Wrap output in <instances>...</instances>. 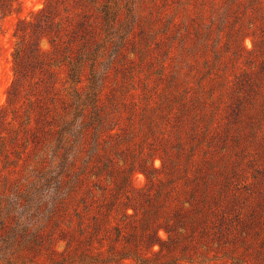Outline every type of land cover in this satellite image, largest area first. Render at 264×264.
<instances>
[{
	"label": "rangeland",
	"instance_id": "obj_1",
	"mask_svg": "<svg viewBox=\"0 0 264 264\" xmlns=\"http://www.w3.org/2000/svg\"><path fill=\"white\" fill-rule=\"evenodd\" d=\"M48 2L52 0H0V115L5 114L2 107L15 78L18 23L45 19L40 11ZM125 3L134 7H124L117 18L123 39L121 53L99 93L108 128L76 199L67 201L61 226L66 228L71 219V225L77 226L72 215L78 207L76 200L94 182L108 190L107 202L115 201L100 212L111 216V225L124 222L120 221L124 209L130 215L137 211L129 218L134 229L120 225L119 249L133 246L125 243L123 235L134 234L139 241L149 222L166 241V222L174 223L175 213L181 212L184 229L177 230L182 235L160 256V264H253L254 230L264 231V0H123ZM63 6L60 13L66 16ZM19 26L29 34L32 31L31 26ZM33 39L27 36L28 43ZM41 47L51 52L47 38L42 39ZM50 58L54 62L50 80L58 88L87 90L89 70L81 83L72 84L67 82L68 64L61 62L60 55L50 54ZM30 81L25 89L30 88ZM87 93L93 95L94 91L89 88ZM60 97L64 98L63 91ZM61 98L56 103L62 112ZM91 115L95 116V109ZM8 116L10 120V110ZM19 121L4 126L0 120V136L8 141L10 130L18 128ZM94 123L92 120L91 125ZM109 128H114L112 136ZM91 132L81 153L85 157L94 144ZM24 135L21 130L18 144L8 142V160L0 155V184L24 186L38 174L31 175L25 169L27 163L39 170L47 165L45 160L37 164L33 144L27 150L23 147ZM81 165L78 162L77 167ZM129 170L127 199L119 185ZM118 200L128 206L117 205ZM250 217L256 221L249 230L246 242L250 247L246 249L239 238L243 222ZM219 220L225 222L220 238L213 228ZM203 227L209 230L207 235L201 233ZM149 231L146 228L145 235ZM263 237L264 232L258 238ZM58 238L57 249L62 251L65 243ZM159 249L155 244L153 250ZM41 261L50 264L46 256Z\"/></svg>",
	"mask_w": 264,
	"mask_h": 264
},
{
	"label": "trees",
	"instance_id": "obj_2",
	"mask_svg": "<svg viewBox=\"0 0 264 264\" xmlns=\"http://www.w3.org/2000/svg\"><path fill=\"white\" fill-rule=\"evenodd\" d=\"M122 1L52 0L40 11L45 14V19L34 23L23 19L18 23L15 31L19 38L14 52L15 78L8 89L7 102L2 107L5 114L0 115V120L2 125L7 126L19 118L20 125L18 128L11 127L8 141L5 136H0V155L8 160V142L18 144L19 132L23 130L26 134L23 136V147L27 150L33 144L38 156L37 164L45 160L47 165L39 170V166L32 165L30 168L31 163H27L25 169L31 175L38 174L24 186L19 183L0 184V264H42L43 256L50 264H126V261H131L128 264H160V256L165 250L168 252L170 244L182 235L177 230V227L184 229L182 213L176 212V221L166 222L165 229L169 235L166 241L158 237L156 226H149V222L145 227L150 231L145 235V228L139 241L134 234L130 237L123 235L125 243H132L133 246L127 248L125 245L119 249L120 225L132 228L129 218L136 216L137 211L135 209V214L130 215L124 209L120 220L124 222L111 225V216L104 213L101 216L100 212L103 206L112 207L115 201L107 202L108 190L94 182L85 196L76 200L78 207L74 208L72 215L77 226L74 228L71 225L72 219L66 228L61 226L67 201L71 202L76 197L88 164L98 154L96 147L102 144L101 139L108 128L107 119L101 113L104 105H100L99 93L121 53L123 39L118 32L117 18L124 7H134L128 3L123 5ZM60 5H64L66 16L60 13ZM21 24L32 27L30 34L27 28L21 29ZM29 35L34 37L32 43L27 42ZM43 38L51 44L50 53L41 47ZM50 54L60 55L61 62L68 64L67 82L78 85L83 81V73L89 70L91 76L87 90L80 91L73 86L58 88L57 82L50 80L54 76V62ZM28 81L30 88L25 89ZM89 88L94 91L93 95L87 93ZM62 91L63 99L60 97ZM59 97L62 99V112L56 103ZM8 110L12 113L10 120ZM92 120L95 122L93 125ZM90 129L94 136L91 143L94 144L86 150L85 157L81 153ZM113 129L109 128L110 136ZM78 162L82 165L77 167ZM130 175V170L129 174L125 172L121 187L118 186L125 189L123 192L127 199H130L127 194L128 187H131ZM92 176L98 174L92 172ZM97 191L101 196H97ZM116 204L128 206L126 201L121 200ZM93 210L98 213L91 214ZM255 221L250 217L242 224L239 241L246 249L250 247L246 239ZM222 224H225L224 220H219L213 227L217 229L214 234L218 238L223 235ZM208 232L206 227L201 230L203 235ZM263 232V229L254 230L253 238L257 246L253 252V264H264V237L258 238ZM57 236L65 243L62 251L57 249ZM155 244L160 246L158 251L153 250Z\"/></svg>",
	"mask_w": 264,
	"mask_h": 264
}]
</instances>
